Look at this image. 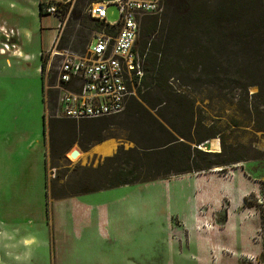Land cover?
Segmentation results:
<instances>
[{
	"label": "rangeland",
	"instance_id": "374dc122",
	"mask_svg": "<svg viewBox=\"0 0 264 264\" xmlns=\"http://www.w3.org/2000/svg\"><path fill=\"white\" fill-rule=\"evenodd\" d=\"M35 1L27 2L30 11H35ZM99 3L102 0H39L44 14L47 5H55L65 18L58 35L60 20L54 15L44 17L35 46L51 50L55 36L66 41L79 35L77 47L74 45L84 53L95 35L96 21L88 10ZM175 3L176 14L174 9L163 10L157 30L145 36L143 22L139 36L158 44L165 36L178 33L173 30L183 29L168 47L159 46L162 41L156 46L160 59L168 63L162 79L175 95L171 98L153 89L145 94L147 102L136 94L143 108L131 101L119 115L78 122L57 117L58 99L49 87L54 84L52 74L60 57H50L49 52L46 56L45 105L41 75L39 79L35 74L27 76L24 65L16 62L7 74L15 75L0 76L2 128L14 124L12 129L20 130L16 124H21L22 140H26L33 130L43 127L45 111L48 147L46 170L41 161L29 169L34 162L11 160L3 149L10 141L0 139V264H109L107 250L112 254L116 249L118 255L117 247L101 248L95 241L96 223L85 224L84 211L71 209L73 199H69L74 197L96 206L131 197L144 206L140 213L144 234L140 250L131 257L133 264H264V0ZM118 19L117 7L110 6L107 22ZM35 22L34 17H27L28 24ZM153 103L157 105L154 109L149 106ZM189 131L195 137L215 135L208 147L192 144V148L222 151L230 165L171 175L166 180L173 182L164 184H139L135 189L86 198L79 194L96 180L89 170L105 165L121 148L129 151L136 142L162 147L171 140L168 135L181 139L177 133L188 135ZM145 132L151 143L142 140ZM106 145L110 149L105 150ZM76 150L82 153L81 159L71 157ZM172 166L169 163L164 169L172 170ZM183 177L188 179L177 180ZM187 195L189 204L198 201L196 221L188 211ZM158 220L171 221L165 235L158 234ZM87 228L88 249L75 260L69 253L71 240ZM112 232L109 228L108 234L113 236Z\"/></svg>",
	"mask_w": 264,
	"mask_h": 264
},
{
	"label": "built area",
	"instance_id": "2783aa9c",
	"mask_svg": "<svg viewBox=\"0 0 264 264\" xmlns=\"http://www.w3.org/2000/svg\"><path fill=\"white\" fill-rule=\"evenodd\" d=\"M110 6L118 9L119 19L116 22L106 20ZM44 12L60 20L57 28L60 35L64 26L60 9L47 5ZM162 12V0H112L93 4L88 14L112 33L95 32L83 55L59 50L60 39L55 36L53 48L48 52L50 57L61 59L52 74L55 76L54 84L49 87L58 99L57 117L79 122L121 114L131 98L136 96L144 78L142 59L137 51L143 17ZM0 45L2 52L15 48L9 43ZM47 53L41 54L46 68Z\"/></svg>",
	"mask_w": 264,
	"mask_h": 264
},
{
	"label": "crops",
	"instance_id": "0c3cea01",
	"mask_svg": "<svg viewBox=\"0 0 264 264\" xmlns=\"http://www.w3.org/2000/svg\"><path fill=\"white\" fill-rule=\"evenodd\" d=\"M29 1V0H28ZM28 1L24 0H4L0 1V43H9L15 45V48H11L7 52L0 51V72L1 78L5 79L11 77L12 75H7L9 70L14 69V63H20L24 65V74L29 76L30 74H35L34 78L41 75L43 83V96L45 105V75L46 69L43 71V65H45L44 57L41 58V54H46L49 49H42L41 46H35L36 35L40 34L43 30L41 22L46 16H41L39 12V0L34 2L35 11H30L27 5ZM32 16L37 19L34 25L27 23V17ZM50 16V15H47ZM50 48V47H49ZM2 45H0V50ZM31 72V73H29ZM16 78L20 76L16 73ZM47 77V74H46ZM24 106V105H23ZM22 111V110H21ZM43 115V127L33 130L30 135H27L26 140H22V130L23 126L21 124H16V127L20 130L12 129L15 125H8L2 128L3 124H0V139L1 141L7 138L6 145L4 146V153L6 156H10V159H22L28 160L29 162H34L30 164L29 169L34 166L35 163L41 161V165L47 166V152L48 147L45 141V111ZM64 119V118H62ZM67 120V119H66ZM14 121V119H13ZM12 124V123H11ZM8 127V128H7ZM3 139V140H2ZM21 157V158H20ZM187 177H183L177 180H185ZM169 183L173 180H161L157 181L155 184ZM154 183V182H153ZM140 186V185H139ZM135 189L138 186H123L111 190H103L96 193L86 194L90 196L93 194H104L109 191L115 190H126L127 188ZM193 190V189H192ZM135 192V191H134ZM131 193V192H129ZM129 193L127 195H129ZM46 195H47V176H46ZM183 195V193H182ZM83 196V195H82ZM81 197V196H80ZM189 195L185 196L187 202L188 211H190L192 218L197 220V207L198 201L189 204ZM200 197V196H199ZM79 198V197H74ZM69 199L71 201V209H81L84 211L83 222L88 224L90 221H94L96 224L93 225V230L97 233L95 235V241L101 245V248L112 246L114 249L117 247L119 254L115 255L116 249L111 254V250H107V259L110 261L109 264H122V262L131 261V257L137 250H140L139 245L141 244V239L143 238V221H141L140 213L144 206L141 203L135 201V199H130L131 197H122L116 199L114 202H106L101 205H93L88 202V199ZM82 198V197H81ZM139 201L143 202L142 199ZM76 217V216H75ZM151 215L149 218H153ZM74 218V216H73ZM77 221V220H76ZM152 221V220H150ZM194 221V223H195ZM87 222V223H86ZM171 222V221H170ZM170 222L164 220H158V234L165 235L168 230L170 231ZM77 225V222H76ZM89 227V226H88ZM85 228V227H83ZM113 229V236L108 234V229ZM90 229V228H89ZM89 232L88 228L80 231L79 234H74L76 236L75 240H71L70 255L73 259H78L79 254L88 249L89 241L85 234ZM73 234V233H72ZM84 237V238H83ZM81 249H83L81 251ZM113 259V260H112Z\"/></svg>",
	"mask_w": 264,
	"mask_h": 264
},
{
	"label": "trees",
	"instance_id": "16d2710c",
	"mask_svg": "<svg viewBox=\"0 0 264 264\" xmlns=\"http://www.w3.org/2000/svg\"><path fill=\"white\" fill-rule=\"evenodd\" d=\"M106 0H102L104 2ZM112 1V0H107ZM101 2V0H100ZM163 10L167 11L174 9L175 14L178 11V4L175 3V0H162ZM97 7V6H96ZM39 12L41 16H47L42 12V5L39 4ZM65 18V15H63ZM158 15L156 16H145L143 17L144 22V33L145 36H151L157 30ZM93 34L101 31L107 33H112L111 30L106 29L104 25L95 20ZM160 21V20H159ZM85 22V21H84ZM87 25V24H86ZM84 24V26H86ZM81 28L80 25L77 26V29ZM86 30H91L90 27H84ZM141 31V30H140ZM78 32V31H77ZM174 32H184L183 29H175ZM172 33V32H171ZM172 34L171 37L168 35L162 38V43L159 40V46L165 44V47H168L171 42L174 40L176 35ZM140 36V35H139ZM80 36H75L69 38L68 40H60L59 50H70L78 54L83 55L82 48L76 49L79 42ZM148 39V38H147ZM92 39L89 41L88 46L90 45ZM157 42L150 43L144 39H138L137 42V51L140 58L142 59V69L144 71V78L142 80L141 86L137 90V95L140 96L144 102H147L145 99V94L148 91L153 89H158L162 92L163 97L171 98L175 95H172V89L167 83V80L162 79L163 74L166 71L167 60L163 61L160 59L159 54L161 55L159 49H156L158 45ZM46 66L43 65V71ZM136 96H133L128 102L127 106L131 101H135L136 105L143 108L139 102L135 99ZM137 98V97H136ZM155 97H153V100ZM185 101L183 98L182 101ZM157 102L160 99H156ZM156 102V103H157ZM154 109L157 105L154 103L149 105ZM191 106V105H190ZM189 106V107H190ZM127 108V107H126ZM192 109V106H191ZM190 109V110H191ZM160 117L162 115H159ZM152 117V116H151ZM152 120L156 122L157 120L152 117ZM159 124V121H158ZM161 128H163L160 125ZM173 133H176L177 130L172 127ZM45 132V128H44ZM172 133V134H173ZM188 135H182L177 133L181 139L172 138L171 135L170 141L164 144L162 147H157L154 145L142 146L140 142H136V147L125 151L122 148L111 158L106 159V164L102 165L98 169H90L89 171L95 174L96 180L91 183V186L88 189H84L79 192V194H91L103 190H111L123 186H134L139 184H148L152 182H157L159 180H166L171 175H184L191 173H203L208 171H213L216 168H224L230 165L229 161H226L224 158V152L219 153H210L204 151L201 148H192V144H195L199 147H208L209 140L214 138L215 135H210L206 137H196L191 135L190 131ZM171 134V133H170ZM146 132L142 134V140H147V143H151L152 139H148ZM183 140V141H182ZM133 160V161H131ZM173 167L172 170L164 169L166 165ZM172 173V174H171ZM98 181V183H96Z\"/></svg>",
	"mask_w": 264,
	"mask_h": 264
},
{
	"label": "bare ground",
	"instance_id": "6f19581e",
	"mask_svg": "<svg viewBox=\"0 0 264 264\" xmlns=\"http://www.w3.org/2000/svg\"><path fill=\"white\" fill-rule=\"evenodd\" d=\"M97 5H95V7H96ZM215 141V140H214ZM212 143V142H211ZM213 147L215 148V149H219V147H218V145H217V142H213ZM103 148H105V150H107V149H110V146L109 145H106V146H104ZM77 151V150H76ZM77 153H78V156L76 157L77 159H81L82 157H83V155H82V153L81 152H79V151H77Z\"/></svg>",
	"mask_w": 264,
	"mask_h": 264
},
{
	"label": "water",
	"instance_id": "95a60500",
	"mask_svg": "<svg viewBox=\"0 0 264 264\" xmlns=\"http://www.w3.org/2000/svg\"><path fill=\"white\" fill-rule=\"evenodd\" d=\"M77 156H78L77 151L72 152V154H71V157H72V158H76Z\"/></svg>",
	"mask_w": 264,
	"mask_h": 264
}]
</instances>
